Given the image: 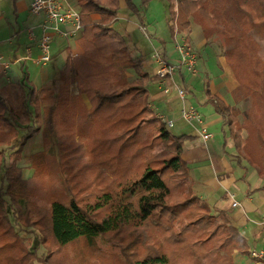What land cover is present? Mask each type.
Masks as SVG:
<instances>
[{"label": "trees", "instance_id": "1", "mask_svg": "<svg viewBox=\"0 0 264 264\" xmlns=\"http://www.w3.org/2000/svg\"><path fill=\"white\" fill-rule=\"evenodd\" d=\"M147 1L142 0V5ZM168 1L173 35L189 31L194 22L201 26L205 39L220 38L224 43V58L238 81L232 90L235 103L215 94L209 81L206 103L220 115L224 137L233 138L235 149L264 178L258 94L262 91L264 96V57L259 52L264 40V0ZM126 2L144 26L141 8L133 0ZM76 4L83 25L78 38L82 52L68 56L59 74L58 97L51 87L38 89L25 70L17 98L7 87L0 88V134L5 136L0 140L6 138L10 157H14L2 177L8 188L0 191L1 202L9 195L18 203L17 219L24 217L21 202L26 191L21 188L26 180L18 161L27 141L41 133L49 144L52 135L65 139L71 132L78 146L62 151L59 161L61 171L67 173L65 188L44 198L48 214L34 218L53 240L44 264H235L237 251L251 257L246 235L227 211L200 198L193 188L190 164L184 158L185 143L192 135L173 133L150 108L149 87L160 78L146 70L144 52L134 54L115 27L121 0H76ZM95 14L102 20H95ZM129 69L137 74L133 80ZM250 99L258 113L252 107L239 108V102ZM45 102L49 104L43 106ZM24 129L27 132L14 143ZM73 152L75 161L68 164ZM91 155L94 161H83ZM47 156L45 150L33 153V177L46 170ZM84 171L94 177L88 179ZM125 232L130 238L119 243L126 257L123 261L101 249L89 263L84 258L62 259L79 242L93 245L100 237ZM9 243H0L6 264L14 252ZM136 245L141 247L139 255L134 251ZM17 249L19 264L34 263L35 252ZM256 264L264 260L257 259Z\"/></svg>", "mask_w": 264, "mask_h": 264}, {"label": "rangeland", "instance_id": "2", "mask_svg": "<svg viewBox=\"0 0 264 264\" xmlns=\"http://www.w3.org/2000/svg\"><path fill=\"white\" fill-rule=\"evenodd\" d=\"M28 2V0H25ZM135 4L141 9L142 18L145 22V25L148 26V32L151 35L156 36H163L166 35L164 38L167 40V42L170 41V32H169V17H170V8H169V1L168 0H148L144 6L142 5V0H133ZM6 9L4 12H1L2 10ZM0 16L2 19V22L4 24H7L9 21H11L12 26L13 24H16V18L13 16V13L10 12V3L2 2L0 3ZM13 11V9H12ZM120 24L118 27H122L123 25H126L128 21L130 22H140L139 17L136 13H134L130 7L128 6L126 0H121V8L119 11ZM125 18L129 19L128 21H125ZM0 19V20H1ZM41 21V17L34 15L31 13V11H26L23 14H21L20 19L18 20L19 26L22 30V33L25 37H28L27 30L29 27L35 26L37 34L40 33L39 28L37 27ZM127 22V23H126ZM37 23V24H36ZM36 24V25H34ZM127 26V25H126ZM196 27H199V25ZM139 36V42L140 47L144 49L148 46L150 40L147 36L141 31L137 33ZM8 33L5 31L0 32V41L3 42V45L1 46V54H3L6 58H9L10 60V66H12L13 63H15V56L11 55L9 53V50L13 47L11 44V38ZM27 40V38H26ZM26 40L23 42L25 43ZM14 42V41H13ZM59 41H55V43L52 45V61L45 65V67H52L55 65H58L59 67H63L65 63V55L62 52V46H64L63 43H58ZM166 42V41H165ZM166 42V47L158 46L153 50V52H146L148 55H146V61H145V68L146 70L153 72L155 68L157 67V63L155 62V59L153 57V54L156 51H162L165 53L166 58L171 63H179V53L175 51L176 49V43L172 46H168ZM215 48H213L211 51V54L209 53L208 49H202L196 47L192 42L190 43L195 49H197L199 52H202L201 58L205 64V66L201 67L199 73L195 76L189 71L185 69H180L175 73V80L178 85L182 87H186L185 82H189L192 79V88L196 92V95L198 97H201L206 92V87L208 81L211 84V81H213L215 78H217L219 73V67L224 62V55L223 51L225 48L224 43L220 38L215 39L214 41ZM172 44V43H171ZM262 45H259V52L264 57V40L261 43ZM13 50V49H12ZM5 54H4V53ZM143 52V51H142ZM172 53V54H171ZM216 53V54H215ZM11 55V56H10ZM215 55V56H214ZM29 67H35L32 65V63L28 62ZM227 65V62H226ZM228 66V65H227ZM27 67V65H26ZM42 66H37L35 68H39ZM15 70H12V67L8 69H4L3 67L0 68V88L7 87L10 94L13 96V98H17L19 95V84L20 82H23L22 77V71L19 69L18 65L14 66ZM229 69V74L234 79L235 83H238L237 78L235 77L232 69L228 66L226 67ZM28 69V67L26 68ZM7 71V72H6ZM21 72V73H20ZM130 78L136 77L137 74L134 69L132 71H129ZM73 81H75V77H73ZM57 85H60L61 81L60 79H56ZM30 86V85H29ZM29 88V87H28ZM260 96V107L262 111V116L260 119L261 126L264 130V110H263V101L264 96L262 95V91L258 93ZM226 97L230 101V104H234L235 100L233 96L231 97L228 93L226 94ZM258 99V98H257ZM51 102V101H47ZM253 99H250L249 101H241L238 103V106L241 110L250 109L252 106H255V103ZM49 103H43V106ZM201 107V106H200ZM252 107V108H253ZM33 109V108H31ZM253 110L258 113L254 108ZM157 112H163L157 110ZM180 112V106H178L176 116ZM1 113V110H0ZM164 116H167L166 114L161 113ZM175 116V117H176ZM242 119V118H241ZM3 120L0 116V126L2 125ZM182 124H184V127L187 129H191V125H189L186 121H182ZM172 132H176V126L169 128ZM27 131L20 130L19 135L14 138V143L18 141V139L24 135ZM70 134L69 138L60 139L56 134L52 135L51 140L49 141V144H46V140L43 139L41 133L36 134L32 138H30L27 141L26 146L24 147V150L21 155V159L18 161V165L23 169L22 177L26 182L22 184L21 192L26 191V194L24 198L22 199V212L24 217L17 219L15 215V209L18 206V203H13L12 199L9 195L5 197V202H1L0 199V238L3 236L4 240L1 239V242H10L9 246L14 251L13 253H10V260L8 264H19V261L17 260L21 256V252L17 249L18 247H22L24 250L27 249L29 252H35L33 253L36 256V259L34 263L31 261L30 264H44L43 258L46 256L49 249L53 248V240L49 233L45 234L43 231V228L41 226H38L34 222V218L42 215L43 213L48 214V203L45 202L43 199L49 197L53 192L60 191L65 188V182L67 173H63L59 166L60 161V153L67 149H71V147L78 146V139L74 138L73 134L71 132H68ZM244 135H246V132H244ZM5 137L0 134V138ZM83 143V142H82ZM87 145H85L86 147ZM45 150L48 154L47 156V163H46V170L42 173V175L34 176L33 172L34 169L32 167V161H33V153L37 151ZM4 151V154H3ZM12 150L9 147V143L6 141V138H2L0 140V191H5L8 188V183L5 179H2L5 173L6 167L11 162L12 158L10 157ZM75 152L71 153L70 160L68 161V164H73ZM94 156L91 155L90 157H84L83 161H94ZM84 176H87L88 179L94 177V174H91L90 171H84ZM24 185V186H23ZM19 198L16 197V201L19 202L20 200V193ZM1 198V195H0ZM29 203V206L27 205ZM31 206V207H30ZM31 208V210H29ZM21 211V209H20ZM38 212L37 215H35ZM21 216V214H20ZM41 224H43L42 221H40ZM44 223L46 224V221L44 220ZM46 235L45 238L43 236ZM130 234L128 232H125V234H119V235H108L103 236L95 240L93 245H89L88 243L79 242L75 244L72 249L69 250V253L67 256L65 254L62 255V259L69 258L71 261H76L80 258H84L86 262H91L94 260L98 255L96 250L101 249L104 252L110 253L118 257L121 261L125 260L126 257L121 251V247L119 246V243L121 244L122 241H129ZM0 242V243H1ZM134 251L136 255H139L141 251V247L139 245H136L134 248ZM3 254H0V264H6L5 257L2 256ZM247 261H245L243 264H253L252 260L254 258L247 257ZM5 261V263H4ZM73 264H76L73 262ZM236 264H242L237 261Z\"/></svg>", "mask_w": 264, "mask_h": 264}, {"label": "crops", "instance_id": "3", "mask_svg": "<svg viewBox=\"0 0 264 264\" xmlns=\"http://www.w3.org/2000/svg\"><path fill=\"white\" fill-rule=\"evenodd\" d=\"M71 1L76 3V0ZM2 2L10 3V12L13 13V16H15L17 20V25L13 24L12 26L11 21L4 24L0 16V32L5 31L12 36L11 38L14 41L11 40L13 47L9 50V53L15 56L16 60L10 68L12 67L14 71V66L18 65L19 69L22 71V77L23 70H25L29 76V80L38 89L51 87L57 91L55 96L58 97L59 85H57L56 79H59L60 71L65 67L68 56H77L82 52L78 44L79 37H57L55 39V41H59L58 43L60 44L64 42V46L61 47L66 60L63 67L55 65L52 67L42 66L35 68L41 65L35 66L36 64L30 60L25 61L22 59L18 61L19 58L26 55V47L31 44L29 38L23 35L19 26L20 22H18L21 14L28 10L30 11L31 0H28V2L25 0H0V3ZM140 8L142 9V7ZM5 10L6 9L0 11L4 12ZM94 19L101 21L102 16L100 14H95ZM120 19L123 18L119 17V20ZM119 20L115 24V27L126 37L134 54L143 51L145 55H148L146 52H153L158 46L161 47L163 42H167V40L164 39L166 35H151L148 32V26H143L138 21L132 23L128 21L129 19L125 18V21H128V23L126 22L127 26L123 25L122 27H118L120 24ZM196 25L198 26L197 23L193 22L189 31L176 33L174 35L169 29L170 41L167 42L168 46H173L175 43L177 46L178 42L185 40L188 43L192 42L198 48L202 47V49L204 48L205 50L209 48V53L212 55L211 50L215 48V40L205 39L201 26L199 25V27H196ZM139 31L143 32L150 40L148 46L144 49L139 45V36L137 35ZM25 40L26 42L23 43ZM2 45L3 42L0 41V50ZM175 51H177V48ZM33 53L35 56L39 55L35 47H33ZM29 61L35 67H29ZM224 62L225 64L223 63L219 67L217 78L211 81L210 85L215 94L230 104L226 94L228 93L232 97V90L237 87L238 83H235L234 79L229 74V69L226 68L228 64L226 65L225 59ZM26 65L28 69H26ZM203 66H205V64ZM1 67L2 66H0V68ZM129 71H132V69H129ZM156 71L157 67L152 73H156ZM130 76L131 75H129V78ZM135 78L136 77H131L130 79L133 80ZM174 81L176 82L175 77ZM164 82V80L159 79L150 85V102L155 105L156 111H163L161 113L166 114L167 116L165 117L168 120L174 121L176 132L173 133L192 135L185 143L184 158L188 160L190 164V175L194 190L200 198L205 199L215 208L226 210L231 221L246 235L251 250L254 249L264 253V178H262L257 173L256 169L249 164L247 158L235 149L233 138L231 136L224 137L220 115L214 111V108L210 104L206 103V93L201 97L196 95V92L192 88V79L189 82H185L184 80L185 88L189 92L187 104L196 106L205 117L208 123V129L212 133V137L209 140H204L202 138L198 131V127L193 125L190 126L191 129L184 127L182 121L185 120L182 118L181 112L185 103L179 98L175 91L171 92L170 95H166L163 91ZM76 95L77 93H74L73 98L77 99ZM80 99L87 102L85 97H81ZM178 106H180V112L176 116ZM234 202L238 204L235 206ZM247 259L246 255L238 251L234 254L235 264L238 260L243 264ZM256 261L257 259H253V264H256Z\"/></svg>", "mask_w": 264, "mask_h": 264}, {"label": "built area", "instance_id": "4", "mask_svg": "<svg viewBox=\"0 0 264 264\" xmlns=\"http://www.w3.org/2000/svg\"><path fill=\"white\" fill-rule=\"evenodd\" d=\"M30 11L32 14L41 17L37 26L40 33L37 34L36 27H29L27 30L31 44L26 47V55L19 60L33 61L36 65L45 66L52 60V45L57 37L76 38L83 31L80 8L71 0H31ZM33 47L39 52L38 56L33 53ZM177 52L179 53V63H171L162 51L153 54L157 63L159 78L164 80L163 91L170 95L175 91L185 105L182 109V118L190 125L198 127L202 138L209 140L212 133L208 129V123L203 114L193 104H187L189 92L185 87L177 85L174 81L175 73L180 69H185L197 75L204 65L201 58L202 52L195 49L190 43L178 42ZM0 66L4 69L10 67V60L0 53ZM168 81V82H167ZM150 108L155 111L156 116L162 120L169 128L174 126L173 120H168L164 115L156 111L155 105L150 103ZM238 203L234 202L236 206ZM264 221V216H263ZM250 256L259 260H264L262 251L250 250Z\"/></svg>", "mask_w": 264, "mask_h": 264}]
</instances>
